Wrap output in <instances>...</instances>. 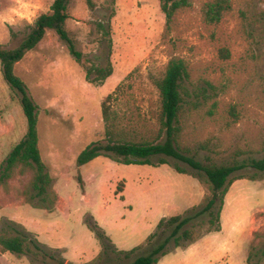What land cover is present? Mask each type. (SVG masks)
Returning a JSON list of instances; mask_svg holds the SVG:
<instances>
[{
    "label": "rangeland",
    "instance_id": "obj_1",
    "mask_svg": "<svg viewBox=\"0 0 264 264\" xmlns=\"http://www.w3.org/2000/svg\"><path fill=\"white\" fill-rule=\"evenodd\" d=\"M210 1L186 0L169 21L161 0H92L93 9L85 0L70 1L69 38L92 64L109 61L112 73L101 85L88 83L53 31L15 65L37 107L40 157L58 199L51 211L28 204L21 192L29 175H16L0 186V230L21 226L56 258L51 264H130L147 253L146 239L162 218L203 205L210 194L204 178L171 158L156 167L106 157L76 166L88 145L106 144L107 125L115 141L164 140L156 83L168 61L179 58L190 94L179 117V147L203 165L244 168L233 174L241 179L228 188L220 231L169 252L158 264H264V173L250 167L264 159V0H229L230 10L215 25L203 19ZM52 2L0 0V46L16 47ZM109 95L107 123L102 103ZM26 130L19 97L0 67V169ZM93 225L112 244L109 258L97 260L102 249ZM162 238L158 234L152 245ZM136 247L129 260L117 257ZM0 264L41 263L0 249Z\"/></svg>",
    "mask_w": 264,
    "mask_h": 264
},
{
    "label": "trees",
    "instance_id": "obj_2",
    "mask_svg": "<svg viewBox=\"0 0 264 264\" xmlns=\"http://www.w3.org/2000/svg\"><path fill=\"white\" fill-rule=\"evenodd\" d=\"M71 0H53L48 13L40 14L30 26L29 32L20 40L14 48L8 49L0 46V67L4 82L19 97V104L26 120L27 130L24 137L13 147L0 169V186H6L16 175H29V183L21 193L24 200L36 208L51 211L57 204V195L52 189V178L46 171L38 147L39 137L37 131V107L28 94L24 83L14 74L15 65L23 57L45 38L48 31L65 44L69 55L74 61L83 66L85 80L93 85H101L112 73L110 62L106 67H98L86 59L76 50L74 42L69 38L65 30L68 20V5ZM89 9L94 8L92 0H85ZM188 6L186 0H161V11L169 21L174 13ZM230 10L229 0H212L206 3L203 11V19L207 24H218L224 14ZM99 28H103L98 24ZM108 36V32L104 33ZM89 64V65H88ZM188 70L185 62L179 58L168 61L162 78L156 83L160 99V123L163 127L165 138L159 143L149 142H119L112 138L110 126L107 125V142H99L88 145L76 158L78 168L99 158L106 157L118 164L135 166H161L166 165V158L174 159L187 164L203 177L207 183L210 194L203 205L193 206L183 214L162 218L156 227V233L149 236L146 242L150 247L145 255L135 257L130 264H158L161 257L175 249H186L191 244L200 240L204 235L217 233L221 229L220 214L224 204V198L230 185L240 177L233 176L244 165L230 164L206 165L198 162L194 157L184 152L178 145L176 136L179 131V117L183 111L189 93L186 89ZM112 95L106 97L102 103V116L105 122H109L108 101ZM153 159H157L156 164ZM250 167L257 172L264 173V159L252 160ZM178 174H183L179 167H174ZM120 190L117 188L116 193ZM6 227L0 230V249L15 255H24L41 264L56 262V258L49 254L39 242L22 227ZM18 228V229H17ZM21 229V230H19ZM96 239L101 245V253L97 256L109 258L111 242L108 237L96 226H91ZM163 236L161 241L152 245V240L157 235ZM139 248L130 251H117V257L122 256L129 260ZM264 256V247L262 250ZM59 264H62L59 262Z\"/></svg>",
    "mask_w": 264,
    "mask_h": 264
}]
</instances>
